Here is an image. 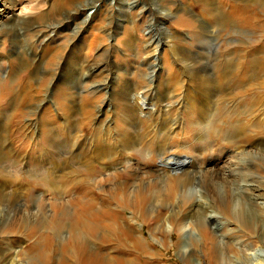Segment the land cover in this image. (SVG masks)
I'll use <instances>...</instances> for the list:
<instances>
[{"label": "rangeland", "instance_id": "obj_1", "mask_svg": "<svg viewBox=\"0 0 264 264\" xmlns=\"http://www.w3.org/2000/svg\"><path fill=\"white\" fill-rule=\"evenodd\" d=\"M128 1L132 14L118 12L121 0H0V264H83L97 253L103 264H123V256L130 264H228L216 257L217 245L228 239L229 256L239 249L241 256L253 255L252 264H264V223L242 227L234 215L211 206L215 198L206 187H196L197 201L209 208L207 226L214 234L190 219L179 221L192 210L179 183L183 171L175 164L179 170L169 172L161 160L164 151L182 152L191 158L188 166L248 173L240 189L250 198L247 208L264 219V0ZM95 7L96 18H89ZM164 22L173 29L172 54ZM108 43L117 47L107 52L104 73L92 68L87 86L82 81L88 71L81 84L63 85L45 70L75 44L80 53L92 47L91 63L106 61ZM166 55L171 64L162 60ZM151 69L158 73L159 98L175 95L169 118L180 123L176 135L158 132L150 121L128 130L122 122L128 113L123 92L130 85L147 88ZM114 72L121 75L112 85ZM207 88L215 96H208L214 114L205 125L199 114L179 106ZM134 136L138 142L130 145ZM108 143L113 146L99 148ZM94 148L102 151L91 157ZM170 184L177 189L175 201L153 200ZM108 199L139 222L134 234L144 242L133 236L124 245L118 224L96 217Z\"/></svg>", "mask_w": 264, "mask_h": 264}, {"label": "bare ground", "instance_id": "obj_2", "mask_svg": "<svg viewBox=\"0 0 264 264\" xmlns=\"http://www.w3.org/2000/svg\"><path fill=\"white\" fill-rule=\"evenodd\" d=\"M100 1V0H99ZM116 0H112V2L110 3H115ZM127 1V0H126ZM130 2V3H129ZM98 3V2H97ZM119 3V2H118ZM128 3L130 5H126L124 0H121V3L117 5L118 8V12H120L121 14L127 13V14H132V1H128ZM93 5V4H92ZM154 5V4H153ZM127 6V7H126ZM112 7V6H111ZM164 7V6H163ZM186 7V6H184ZM96 8V7H95ZM171 8V7H170ZM111 9V8H110ZM188 9V8H187ZM207 9V8H206ZM94 10V9H93ZM151 10V9H150ZM171 9H169L170 11ZM174 10V9H173ZM142 11V10H141ZM140 11V12H141ZM162 11V10H161ZM112 12V11H111ZM116 12V11H115ZM152 12V11H151ZM158 12V11H157ZM191 12V11H190ZM113 13V12H112ZM183 13V12H181ZM187 13V12H186ZM29 16V13H27ZM154 14V13H153ZM163 14V13H162ZM97 15V8L94 11H91L89 18H96ZM188 15V14H187ZM119 16V14L117 15ZM121 16V15H120ZM119 16V17H120ZM163 16V15H162ZM88 17V16H86ZM161 17V16H160ZM26 18V17H25ZM122 18V17H121ZM129 18V17H128ZM166 18V17H165ZM202 18V17H200ZM92 19V22L93 20ZM134 19V18H133ZM136 19V18H135ZM27 20V19H25ZM124 20V19H123ZM131 20V19H130ZM137 20V19H136ZM120 21V20H119ZM135 21V20H134ZM56 23V22H55ZM111 23H112V19H111ZM92 24L90 23V26ZM53 26V25H52ZM59 26V25H58ZM137 26V25H135ZM163 27H164V31L167 37V41L170 44V53L172 54V51L175 50L176 47V43L173 41V29H171V27L166 25V22L163 23ZM54 28V27H53ZM59 28V27H57ZM83 28V26H82ZM124 28V27H123ZM122 28V29H123ZM55 29V28H54ZM86 30V29H85ZM175 30V29H174ZM77 31V30H76ZM80 32V30H78ZM48 32V31H47ZM74 34V33H73ZM151 34V33H150ZM158 35V34H157ZM178 35V34H177ZM136 37V36H135ZM151 37V36H150ZM156 37V36H155ZM180 37V36H179ZM75 38V37H74ZM95 38V37H94ZM94 38H91L94 39ZM102 38V37H101ZM137 38V37H136ZM135 38V39H136ZM146 40V39H145ZM93 41V40H92ZM103 41V40H102ZM111 41V40H109ZM132 41V39H131ZM153 41V40H152ZM160 41V40H159ZM91 42V41H90ZM94 42V41H93ZM144 42V41H143ZM147 42V41H146ZM72 43V42H71ZM70 43V44H71ZM92 43V42H91ZM114 43V42H113ZM113 43H108L103 45V53L102 55L106 57V61L103 60H99L95 61L94 63H91L92 61L89 60L88 55L90 54V52L92 51V47H88V49L90 48L89 52L86 53H80L77 52V44L76 47L72 48L71 52H66V53H58L56 55L55 58H57L56 61H54L53 64V68H47L46 67V71L47 73H51L53 76V79L55 80V76L59 75L60 77L58 78V81L61 82L63 85H68V84H74V81L77 80L78 83H80V80L82 77L85 76V72L88 71L87 73L89 74V76L87 77V79L84 81H82L83 85H86V82L89 81V78L94 74L95 71H102V67L104 65H108L107 63H109V60H107L108 58V51H110L109 49L113 48V47H117V45H113ZM129 43V42H128ZM86 43L84 42L83 38L80 39L79 43H78V47L79 49H84V45ZM93 44V43H92ZM67 45V44H66ZM69 45V44H68ZM74 45V44H73ZM101 45V42H100ZM130 45V44H129ZM156 45V44H155ZM178 45V44H177ZM64 46V45H63ZM71 46V45H70ZM89 46V45H87ZM86 46V47H87ZM91 46V45H90ZM151 46V45H150ZM161 46V45H160ZM66 47V46H65ZM137 47V46H135ZM187 47V46H186ZM76 48V50H75ZM119 48V47H118ZM123 48V47H122ZM63 49V48H62ZM100 49V48H99ZM153 49V48H152ZM65 50V48H64ZM80 51V50H79ZM112 51V50H111ZM149 51V50H148ZM188 51V49H187ZM120 52V51H118ZM155 52V51H154ZM151 53V52H150ZM156 53V52H155ZM100 54V53H99ZM154 54V53H153ZM166 54H169V52H167ZM112 55V54H111ZM111 57V56H110ZM176 58V57H174ZM102 59V58H101ZM169 61V63L171 64V57L168 58L167 55L164 56V58L162 60H167ZM103 61V62H101ZM107 62V63H105ZM112 62V61H111ZM152 63V62H151ZM188 63V62H187ZM159 64V63H158ZM164 64V63H162ZM189 64V63H188ZM114 67L116 70L118 71H122V67L120 68V64L118 62H114ZM163 67V66H162ZM161 67V68H162ZM92 68H95V71L92 72ZM104 68V67H103ZM124 68V67H123ZM151 68V67H150ZM155 68V67H154ZM114 71V70H113ZM86 73V74H87ZM99 73V72H98ZM112 73V70H111ZM205 73V71H204ZM113 77L112 78H108V83L112 84L111 81H114V77L117 78V76H120V74H116L115 72L113 73ZM157 71L151 69V70H147L146 71V78L148 80V85L147 88H142L141 86H135L133 87L132 85H130L131 88L127 87V90H125L122 94L121 97H123L125 99L126 102V106L128 107V113L126 115V117L123 118L122 122L125 125V129L128 130V126H135L137 127L139 124L147 121L153 125L154 127H156L158 132H163L165 131L168 135H176L178 132H173L174 131V127L178 124H180L177 121H172L169 117V115L172 113V110L174 107H177V105H175L176 99L175 95L172 96L168 95L167 98H159V95L156 94V79H157ZM191 74V73H189ZM195 74V72L193 73ZM196 75V74H195ZM94 76V75H93ZM112 76V75H111ZM159 76V75H158ZM193 76V75H192ZM92 78V77H91ZM115 78V79H116ZM161 77H159L160 79ZM118 79V78H117ZM82 80H84L82 78ZM107 80V79H106ZM105 80V81H106ZM207 81V79H205ZM57 81V82H58ZM104 81V80H102ZM177 81V80H176ZM161 82V80L159 81ZM174 82V81H173ZM171 82V83H173ZM183 82V81H182ZM107 84V82H105ZM115 83V82H113ZM170 83V82H169ZM206 83V82H205ZM55 84V83H54ZM81 84V83H80ZM116 84V83H115ZM113 85V84H112ZM158 85V83H157ZM174 85V84H173ZM107 86V85H104ZM205 86H207V84H205ZM114 87V86H113ZM181 87V86H180ZM195 87V86H193ZM102 88V87H101ZM107 88V87H106ZM177 88V87H176ZM162 89V88H161ZM169 89V87H168ZM187 89V88H186ZM194 89V88H193ZM210 88H207L206 91L203 94H197L195 93V97L192 98H184V100L181 101V105L179 107L189 110L192 109L194 111V113L199 114V118H200V123H205V125H207V123H209L210 121V117L213 116L214 114V107L210 104L212 101H214L213 99H210V97H214L215 96V89L214 90H209ZM213 89V88H212ZM171 90V89H170ZM199 90V89H198ZM204 90V89H202ZM201 90V91H202ZM161 91V90H160ZM166 91V90H165ZM175 91V90H174ZM159 93V92H158ZM161 93V92H160ZM112 94V93H111ZM193 94V93H192ZM109 95V94H108ZM113 95V94H112ZM150 95H154L155 98H151ZM162 95V94H161ZM211 95L209 98L208 96ZM109 98V96L107 97ZM207 98V99H205ZM205 99V101L203 100ZM202 100V101H201ZM107 102V101H106ZM101 104V103H100ZM100 104H98V107H102L100 106ZM105 104V103H104ZM197 105H199V112L197 111ZM112 106V105H111ZM115 107V106H114ZM107 107H105L106 109ZM117 108V107H116ZM113 110V109H112ZM114 111V110H113ZM99 113V112H98ZM109 113V112H108ZM116 118V117H115ZM262 119V117H261ZM111 120V119H110ZM104 121V120H103ZM102 121V122H103ZM66 122H68V118H66ZM101 122V121H100ZM103 124V123H102ZM69 125V124H68ZM100 125V123H99ZM109 125V124H108ZM112 125V124H111ZM67 127V126H66ZM110 126L107 128L108 130ZM237 128H239V126H237ZM64 130V128H63ZM103 130V129H102ZM127 133V132H126ZM125 133V134H126ZM110 135V134H108ZM127 135V134H126ZM129 135V134H128ZM124 136V135H123ZM240 140V139H239ZM125 141V139H124ZM124 141H122V148H124ZM136 141L138 142V140H136V136L133 137V140L131 141L130 145L135 144ZM262 143H264V140H260ZM108 142V141H107ZM126 142V141H125ZM245 141L243 140L240 144H244ZM240 144H238V148H240L241 146H239ZM111 146H113V143H108L104 146H99V148H110ZM96 149V148H94ZM99 149H96L95 151H92L93 153L90 154L91 157L93 156H97L98 154L101 153V151L98 152ZM110 150H113L112 148ZM114 152V151H113ZM112 152V153H113ZM168 151H164L161 154V160L162 162L165 164V166H170L171 168L168 167V171L171 172L172 170H179V168L182 169L183 171V175L180 176V186H182V192L184 194V200L187 202H191V212L190 213H186L185 215H183L182 217H180V222L184 223V222H189L188 219H190L192 221V225L195 224L194 226H196V228L198 230H200V226L205 229V231H208L211 235L214 234L213 230L211 228H209L207 225L208 219H207V213L209 211V208L206 207V205H204V203H200L197 201V189L196 187L199 185L201 187H206V189L212 194V196L215 198V200L212 202V207L215 209H218L222 214L225 213L226 215H228L230 218H233L237 221H239V223L242 225V227H249V228H253L254 227V222L255 220L258 219L257 224L262 225L264 223V219L260 218V216H257L256 212L254 211L253 208L248 209L246 206V204L248 205L247 201L248 199H250L249 197H245L242 189H240L239 186V181L240 180H246L249 176L248 173H243L239 172V174L235 175L229 173L228 175L222 173L221 171H209L208 169L205 170L202 167H199L197 165V163H194L190 166H188L187 162V158H189V155H185L182 152H172V153H167ZM248 154H250V152H247ZM246 153V154H247ZM160 157V156H159ZM191 159V158H189ZM175 164H177L179 166V168H173L175 166ZM176 167V166H175ZM240 168V167H239ZM241 169V168H240ZM242 170V169H241ZM244 170V169H243ZM173 172V171H172ZM181 173V172H180ZM175 175V173H172ZM179 174V173H178ZM171 175V174H170ZM165 180V179H164ZM161 181V180H160ZM166 181V180H165ZM164 181V182H165ZM168 183V182H167ZM170 183V181H169ZM173 184V183H172ZM172 184H170L168 190L166 189L165 192H163L164 190L161 189L159 190L156 195L155 198L153 200L155 201H160L162 204L163 202H173L175 201V197L177 195V189L172 186ZM235 187V188H234ZM204 189V190H206ZM139 190V189H138ZM181 190V189H180ZM206 190V192H207ZM20 191V190H19ZM23 192V191H22ZM205 192V193H206ZM209 192H207L209 194ZM6 193V192H5ZM140 193V190H139ZM206 193V194H207ZM20 194V193H19ZM137 194V193H136ZM17 195V193L15 194ZM23 195V193H22ZM139 195V194H138ZM153 195V194H152ZM10 196V195H9ZM136 196V195H135ZM247 196V195H246ZM6 197V196H5ZM16 197V196H15ZM18 197V195H17ZM8 198V197H7ZM19 198V197H18ZM210 199V198H209ZM213 199V198H212ZM11 200V199H10ZM17 200V198H16ZM109 200V199H108ZM247 200V201H246ZM7 201V199H6ZM9 201V199H8ZM99 201V200H98ZM91 202V201H90ZM92 202H94V200H92ZM112 201L109 200L107 202H104L103 204H101V206L99 205L97 207V209H95V215L98 219H102V218H111L114 222H116L118 224V230L117 232L122 233L124 237H126L122 243L124 245H127V241L129 237H133L136 236L138 237L137 240L138 241H142L141 237L138 234H134L135 232L139 231V222L135 223L132 222L131 220H129L126 217V212L123 210L125 208H117V207H113ZM182 202V201H181ZM180 202V203H181ZM217 202V203H214ZM95 203V202H94ZM186 203V202H185ZM7 204V203H6ZM11 204V203H10ZM13 204V203H12ZM89 204V203H88ZM93 204V203H92ZM100 204V202H99ZM165 204V203H164ZM182 204V203H181ZM218 204L220 205V208L218 206ZM15 205V204H14ZM18 205V204H17ZM144 205V204H143ZM179 207V206H178ZM11 208V207H10ZM151 208V207H150ZM13 209V208H12ZM9 210V209H8ZM11 210V209H10ZM9 210V211H10ZM141 210V209H140ZM181 211V210H180ZM11 212V211H10ZM84 212V211H83ZM175 213V212H174ZM181 213V212H180ZM7 214V213H6ZM80 214V212H79ZM262 215V214H261ZM173 219H175V216H173ZM29 220V219H27ZM44 220V219H43ZM169 221V220H168ZM25 222V221H24ZM29 224V221H28ZM30 225V224H29ZM200 225V226H199ZM27 226V225H26ZM189 226V225H188ZM187 226V228H188ZM34 227V226H33ZM191 227V226H189ZM194 228V227H193ZM215 228V227H214ZM185 229V228H184ZM183 229V230H184ZM114 230V229H113ZM187 230V229H186ZM185 230V231H186ZM196 230V229H194ZM115 231V230H114ZM193 232V231H192ZM217 232V231H216ZM239 232V231H238ZM143 233V232H142ZM218 233V232H217ZM192 234V233H191ZM187 235V234H186ZM206 237L207 234L205 233ZM217 235V234H216ZM253 235V234H252ZM86 237V236H85ZM106 238V236H104ZM115 238H119V236L116 234ZM123 238V237H122ZM143 238V237H142ZM196 238V237H195ZM203 240H205L206 238H204L202 236ZM223 238V237H222ZM221 238V239H222ZM232 238V237H230ZM84 239V238H83ZM192 239V238H191ZM209 239V238H207ZM224 239V238H223ZM226 239V238H225ZM224 239V240H225ZM105 242L107 239H104ZM189 240V239H188ZM194 240V239H193ZM201 240V239H200ZM211 240V239H210ZM229 240V239H228ZM227 240V241H228ZM249 240V239H248ZM198 241V240H197ZM223 241V240H220ZM224 242L223 244H218L217 248H218V253L219 256L216 257L218 259V261L220 262H224V263H234V264H252L251 260L248 257H253V255H246V256H241V252L238 249V251H236V256L235 258H232L231 256H229V250L231 249V246H229L227 243ZM259 241V240H258ZM264 241V240H263ZM104 242V241H101ZM199 242V241H198ZM207 242V241H206ZM80 243V242H79ZM188 243V242H187ZM190 243V242H189ZM231 243V242H230ZM251 243V242H250ZM255 243V242H254ZM81 244V243H80ZM79 244V245H80ZM137 244V243H136ZM181 243H179L180 245ZM264 245V242L262 243ZM190 245V244H189ZM236 245V244H235ZM135 246V245H134ZM202 246V245H201ZM233 247V246H232ZM245 247V246H244ZM196 248V247H195ZM87 246L86 244H82V251H86ZM183 249V248H182ZM192 249V248H191ZM209 254L211 256L214 255V251H212L211 249L208 250ZM96 251H94L95 253ZM246 254V253H245ZM243 255V253H242ZM255 255L258 254L255 253ZM254 255V256H255ZM106 257V256H105ZM114 257V255H113ZM119 257V256H118ZM108 258V256L106 257ZM110 258V257H109ZM116 258V257H115ZM113 260V259H112ZM120 260H122L123 264H130L127 257H121ZM93 262L95 264H103V261H101L98 253L93 255H90L88 257L87 260H83L81 262H83V264L85 262ZM110 261V260H109ZM115 261V259H114ZM113 261V262H114ZM78 263V262H77ZM117 263V262H116Z\"/></svg>", "mask_w": 264, "mask_h": 264}]
</instances>
